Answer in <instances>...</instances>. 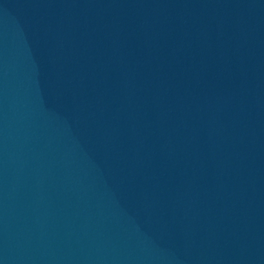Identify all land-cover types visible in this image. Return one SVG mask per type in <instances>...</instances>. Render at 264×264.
<instances>
[{
  "label": "water",
  "instance_id": "obj_1",
  "mask_svg": "<svg viewBox=\"0 0 264 264\" xmlns=\"http://www.w3.org/2000/svg\"><path fill=\"white\" fill-rule=\"evenodd\" d=\"M0 264H264V0H0Z\"/></svg>",
  "mask_w": 264,
  "mask_h": 264
}]
</instances>
